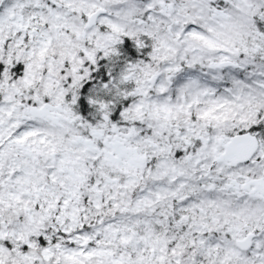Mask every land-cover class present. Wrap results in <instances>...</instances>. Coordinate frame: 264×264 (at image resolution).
<instances>
[{"label":"snow or ice","instance_id":"1","mask_svg":"<svg viewBox=\"0 0 264 264\" xmlns=\"http://www.w3.org/2000/svg\"><path fill=\"white\" fill-rule=\"evenodd\" d=\"M0 264H264V0H0Z\"/></svg>","mask_w":264,"mask_h":264}]
</instances>
